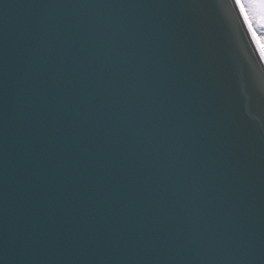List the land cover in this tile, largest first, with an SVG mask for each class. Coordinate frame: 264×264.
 <instances>
[{"label":"water","instance_id":"95a60500","mask_svg":"<svg viewBox=\"0 0 264 264\" xmlns=\"http://www.w3.org/2000/svg\"><path fill=\"white\" fill-rule=\"evenodd\" d=\"M0 264H264L233 0H0Z\"/></svg>","mask_w":264,"mask_h":264},{"label":"snow or ice","instance_id":"6c2138e0","mask_svg":"<svg viewBox=\"0 0 264 264\" xmlns=\"http://www.w3.org/2000/svg\"><path fill=\"white\" fill-rule=\"evenodd\" d=\"M235 10L242 20L252 43L264 61V0H233Z\"/></svg>","mask_w":264,"mask_h":264}]
</instances>
